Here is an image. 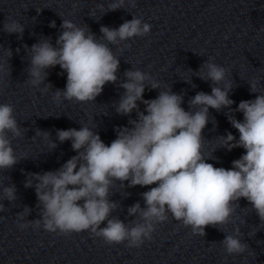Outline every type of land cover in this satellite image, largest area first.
I'll list each match as a JSON object with an SVG mask.
<instances>
[{
	"label": "clouds",
	"instance_id": "obj_1",
	"mask_svg": "<svg viewBox=\"0 0 264 264\" xmlns=\"http://www.w3.org/2000/svg\"><path fill=\"white\" fill-rule=\"evenodd\" d=\"M136 7L137 0H109L106 8L98 3L95 9L104 15L119 9L131 13L129 9ZM41 10L36 9L37 13ZM57 14L62 23L55 45L49 36L41 37L30 48L24 46L29 62L24 82L47 92L53 87L46 83L49 70L58 65L67 80L64 89L54 91V101L94 102L105 85L112 83L124 89L113 104L115 112L130 116L135 111L136 119L128 120L130 127L117 128L116 139L110 144L94 131L97 125L80 123L79 130H57V140L70 141L76 155L57 170L28 174L24 187L35 189L39 218L27 219L32 209L24 206L15 215L17 227L22 231L43 229L62 236L89 232L109 245L126 243L127 247L139 248L151 241L157 225L171 216L194 235L206 236L209 226L223 232L224 238L218 243L226 256L248 252L250 247L242 239L244 233L234 218L239 201L244 198L250 206L247 208L264 223V92L248 82L250 91L256 93L255 99L242 100L232 109L235 101L229 95L234 87V81L229 79L231 69L209 56L194 73L211 82V93L196 92L185 110L184 93L173 92L171 86L162 88L161 81L149 72L132 67L124 71L125 79L120 80L117 75L120 59L114 49H131L130 41L148 37L150 23L132 15L118 27L102 25L98 37L87 24L80 25ZM92 15L94 11L90 10L88 16ZM49 27L56 28L55 21ZM2 30L22 38L25 26L6 17ZM0 50L6 54L0 72L10 75L12 49L0 46ZM146 88L158 90L156 98L144 99ZM138 102L145 105L143 111ZM210 109H228V120L239 133L238 139L231 132L216 138L220 141L217 147L245 150L232 161L231 168L207 162L215 159L213 152L217 148L205 152L208 140L203 130L209 123ZM235 112L243 114L242 121L236 119ZM212 122L215 124V118ZM22 128L15 106L0 103V173L26 158L18 157L12 144L24 134ZM38 135L51 137L50 132L36 129L35 136ZM56 147L51 140L50 150ZM117 184L123 190L135 186L149 189L140 194L144 207L136 202L127 208L128 217H134L127 222L113 215L121 208L118 201L110 199ZM16 193L12 183L0 188V212L5 211L3 201L16 202ZM230 223L234 228L228 232ZM241 223H246L245 219Z\"/></svg>",
	"mask_w": 264,
	"mask_h": 264
},
{
	"label": "water",
	"instance_id": "obj_2",
	"mask_svg": "<svg viewBox=\"0 0 264 264\" xmlns=\"http://www.w3.org/2000/svg\"><path fill=\"white\" fill-rule=\"evenodd\" d=\"M0 264H264V250L226 256L219 247H139L79 252L0 254Z\"/></svg>",
	"mask_w": 264,
	"mask_h": 264
}]
</instances>
